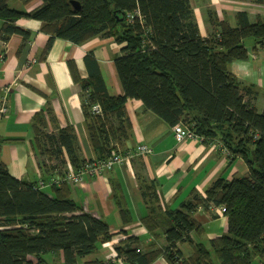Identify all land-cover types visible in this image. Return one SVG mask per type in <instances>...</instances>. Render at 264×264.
<instances>
[{
  "label": "trees",
  "instance_id": "1",
  "mask_svg": "<svg viewBox=\"0 0 264 264\" xmlns=\"http://www.w3.org/2000/svg\"><path fill=\"white\" fill-rule=\"evenodd\" d=\"M11 1L0 0V40L12 34L27 38L29 32L16 25L26 17L40 21V30L48 34L44 53L54 38L80 44L96 36L113 37L123 44L113 60L121 95L108 93L92 53L85 56L93 65L86 79L68 61L82 89L83 122L95 158L105 157L128 137L125 103L137 99L170 126L181 122L203 143H221L230 161L241 158L247 166L246 175L217 178L204 195L192 193L176 209L163 208L157 182L142 178L139 190L146 214L140 222L154 242L142 251L132 247L135 237H127L115 246L117 256L128 264H151L159 256L168 264H215L212 251L220 264H256V258L264 264V109L258 112L246 98L252 85L241 83L228 68L248 58V37L252 52L261 50L264 57V21L249 22L241 11L235 14V27L214 20L215 31L202 37L188 0H41L30 12L11 8ZM45 112L53 120L50 109ZM34 120L37 143L43 136L56 157L63 148L73 171L84 166L71 126L44 134L38 127L44 125L43 114ZM68 184L50 185L45 192L37 183L13 177L0 161V264H56L44 255L60 252L61 264H76L111 239L108 224L70 198ZM210 205L225 207L226 231L206 246L191 235L205 233L194 213L199 207L208 211ZM120 213L124 222L131 220L127 209L120 208ZM160 236L165 244L159 247L155 241ZM179 244L187 245V256Z\"/></svg>",
  "mask_w": 264,
  "mask_h": 264
},
{
  "label": "crops",
  "instance_id": "2",
  "mask_svg": "<svg viewBox=\"0 0 264 264\" xmlns=\"http://www.w3.org/2000/svg\"><path fill=\"white\" fill-rule=\"evenodd\" d=\"M192 8L199 33L202 37L215 31L213 21H226L237 25L235 14L244 11L249 22L259 18L264 21V4L254 0H188ZM41 0L22 3L11 1L10 7L22 12H30L41 5ZM16 25L29 32L27 38L12 34L7 40H0V91L9 86L8 112L0 122V161L15 178L29 183L48 181L72 169L69 156L61 148L57 157L48 150L50 142L43 136L36 142L35 120L43 114L44 125H39L43 133H56L66 126L73 128L79 156L85 160L95 157L83 122L82 89L75 82L68 68L72 61L77 74L86 79L93 65L85 60L92 53L111 96L123 94L115 67L114 58L121 55V46L113 37H93L83 43L54 38L49 50L43 49L48 34L40 30L41 22L21 17ZM248 48V47H247ZM248 48L246 60L233 61L229 70L246 85H252L250 99L252 105L261 112L264 109V57L261 50ZM34 59L30 65L28 61ZM50 109L53 120L45 112ZM126 116L130 123L128 137L120 150L145 144L151 153L135 155L100 175H84L80 183H70V198L93 216L105 221L112 237L99 244L98 249L78 260L98 261L110 264H128L115 252V246L122 239L135 237L132 247L148 249L152 236L141 224L140 218L146 214V203L140 195L139 182L142 178L154 179L158 184V195L163 208L176 209L189 199L192 193L204 195L205 189L217 178L231 179L248 172L241 158L229 160L219 145L213 141L202 143L192 139L176 141L171 126L155 113L144 108L137 99H127ZM37 120V119H36ZM37 123V122H36ZM62 171V172H61ZM60 185V184H59ZM49 189V185L40 187ZM119 202V203H118ZM120 208L127 209L131 220L124 222ZM194 216L205 226L201 236L191 235L196 242L208 246V240L226 231L225 216L210 205L208 211L201 207ZM157 246L165 244L162 236L155 241ZM184 256L189 254L185 244L178 245ZM46 260L62 263L61 252L47 253ZM76 262V263H77ZM256 264H260L258 258ZM151 264H168L159 256Z\"/></svg>",
  "mask_w": 264,
  "mask_h": 264
},
{
  "label": "built area",
  "instance_id": "3",
  "mask_svg": "<svg viewBox=\"0 0 264 264\" xmlns=\"http://www.w3.org/2000/svg\"><path fill=\"white\" fill-rule=\"evenodd\" d=\"M133 16L129 15L128 20L132 21ZM0 57H2L0 55ZM34 62L33 58H30L28 61V65ZM10 90L9 86L2 87L0 91V122L4 119L8 112V94ZM92 110L95 113L100 112V108L98 105H93ZM171 130L176 141H182L185 139H192L198 142L203 143V138L197 134H195L191 129L188 128L187 125L178 122L171 126ZM220 149L228 155L227 149L219 142H216ZM151 153V148L145 144H138L134 148H127L125 150H120L116 144H114L110 149L108 154L105 157L101 158H92L85 162L84 166L78 169L77 171H73L72 169L66 170L63 173L57 175L54 178H51L48 181H40L37 183L36 187H42L46 185H59L62 182L69 183H80L83 180L84 175H100L104 171H108L112 169L115 165L121 164L124 161L129 160L135 155H146ZM216 210L223 214L225 211V207L223 205L216 206ZM114 259L109 260L108 262L113 261Z\"/></svg>",
  "mask_w": 264,
  "mask_h": 264
},
{
  "label": "rangeland",
  "instance_id": "4",
  "mask_svg": "<svg viewBox=\"0 0 264 264\" xmlns=\"http://www.w3.org/2000/svg\"><path fill=\"white\" fill-rule=\"evenodd\" d=\"M13 1H15V0H13ZM244 43H245L246 47L251 48V46L253 45V40L250 37H248L245 39ZM249 57H250V55H249ZM211 255H212V259L215 262V264H220L219 260L215 257V255L213 254L212 251H211ZM79 263L80 262H77L76 264H79Z\"/></svg>",
  "mask_w": 264,
  "mask_h": 264
},
{
  "label": "water",
  "instance_id": "5",
  "mask_svg": "<svg viewBox=\"0 0 264 264\" xmlns=\"http://www.w3.org/2000/svg\"><path fill=\"white\" fill-rule=\"evenodd\" d=\"M72 4L75 8H78V5L75 2H72Z\"/></svg>",
  "mask_w": 264,
  "mask_h": 264
}]
</instances>
